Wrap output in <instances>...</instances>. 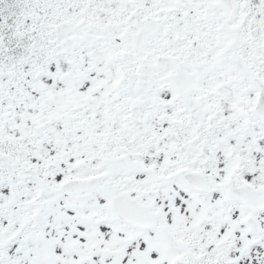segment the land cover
I'll return each instance as SVG.
<instances>
[{"label":"snow or ice","instance_id":"1","mask_svg":"<svg viewBox=\"0 0 264 264\" xmlns=\"http://www.w3.org/2000/svg\"><path fill=\"white\" fill-rule=\"evenodd\" d=\"M0 264H264V0H0Z\"/></svg>","mask_w":264,"mask_h":264}]
</instances>
